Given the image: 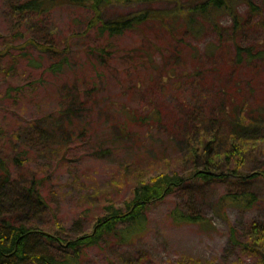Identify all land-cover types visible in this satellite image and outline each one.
I'll return each instance as SVG.
<instances>
[{"label":"rangeland","instance_id":"1","mask_svg":"<svg viewBox=\"0 0 264 264\" xmlns=\"http://www.w3.org/2000/svg\"><path fill=\"white\" fill-rule=\"evenodd\" d=\"M23 1L0 0V155L9 162L12 184L0 190L12 193L36 180L47 209L8 202L9 210L20 208L18 217L53 233L59 225L69 236L90 231L108 202L131 197L139 180L161 172L188 175L194 163L189 149L204 129L209 137L225 135L233 112L242 108L264 122V58L251 61L237 50L264 51V0H251L258 11L248 0L237 1L236 31L231 15L220 12L194 26L174 21L173 29L153 20L114 37L88 28L86 8L54 4L38 15L20 10ZM192 1H113L102 16ZM97 46L105 49L101 55L92 50ZM246 164L263 169L264 151H253ZM234 185L185 181L150 206L143 237H108L88 248L84 264L186 258L255 264L230 241V227L245 240L253 221L264 223V180L252 185L261 201L250 209L229 204L226 218L217 202ZM177 207L211 222L176 223L170 212Z\"/></svg>","mask_w":264,"mask_h":264},{"label":"trees","instance_id":"2","mask_svg":"<svg viewBox=\"0 0 264 264\" xmlns=\"http://www.w3.org/2000/svg\"><path fill=\"white\" fill-rule=\"evenodd\" d=\"M113 1L129 2L134 0H25L18 8L24 12H36L40 15L54 4H70L88 9L91 17L88 28L96 29L100 34L114 37L126 31L139 30L149 21H160L164 26L174 29V21H183L186 25H196L201 21L212 20L220 12L231 15L235 31L239 29L241 14L237 8L239 0H194L180 3L172 9H144L116 18H104V7ZM253 11H258L255 2L248 0ZM37 44L33 39L30 40ZM100 55L104 47L92 48ZM238 54L245 51L248 59L264 58V51L237 46ZM66 59V58H64ZM63 63L65 60H62ZM56 67H59L61 64ZM261 127V128H260ZM264 122L244 115L243 108L233 112L230 130L225 135L213 133L208 136L204 129L189 154L194 159L188 175L179 172H161L150 179H141L133 187L132 195L121 203L108 202L104 214L96 217L92 229L69 236L67 228L57 226L55 233L47 226H39L32 218L17 216L18 209L9 210L7 204L16 208L24 203L33 208L42 207L46 211L47 203L39 188V182L32 180L21 189L10 193L0 190V264H84L88 248L99 244L108 237L120 242H129L143 237L149 229L148 210L151 205L165 199L173 191L180 189L185 181L208 182L217 180L235 184L233 190L222 195L217 205L224 216L229 204L242 209H250L261 201L252 185L264 180L263 169H249L247 156L253 151H264ZM49 135V131L45 130ZM218 145V147L216 146ZM204 159V160H203ZM233 162L235 164H233ZM9 162L0 155V189L12 186ZM14 187V186H13ZM33 208L35 212L37 208ZM39 212V211H38ZM37 213V212H36ZM176 223H199L209 225L211 219L201 213L185 212L178 207L170 212ZM230 241L241 247V251L256 259L255 264H264V223L253 221L247 238L241 240L235 226L230 227ZM129 262V260L125 259ZM133 264V262H132ZM177 264H214L194 258L181 259Z\"/></svg>","mask_w":264,"mask_h":264}]
</instances>
